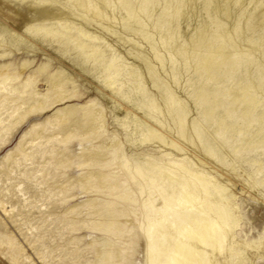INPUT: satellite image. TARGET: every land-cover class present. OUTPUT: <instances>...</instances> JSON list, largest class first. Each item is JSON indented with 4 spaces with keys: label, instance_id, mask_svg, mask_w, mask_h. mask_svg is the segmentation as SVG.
I'll use <instances>...</instances> for the list:
<instances>
[{
    "label": "bare ground",
    "instance_id": "bare-ground-1",
    "mask_svg": "<svg viewBox=\"0 0 264 264\" xmlns=\"http://www.w3.org/2000/svg\"><path fill=\"white\" fill-rule=\"evenodd\" d=\"M28 1L36 6L23 8L22 31L36 39L23 37L1 17L0 38L9 35L11 47L13 39L65 47L88 62L125 141L121 132L109 133L105 107L79 89L62 63L51 55L22 59L25 55L2 48L0 139L12 120L45 116L27 124L0 157L32 158L36 140L56 139L61 147L53 145L49 155L55 164L76 168L68 177L80 194L87 195L89 186L104 193L88 194L66 209L91 204L87 216L98 215L88 229L93 264H255L264 258V229L246 220L229 186L235 174L264 203V0ZM200 6L206 15L179 39V24ZM111 36L139 63L129 61ZM141 42L147 43L146 53ZM12 107L17 114L8 111ZM72 137L80 140L68 146ZM138 138L150 145L139 148ZM0 207L7 212L1 199ZM122 231L136 234L140 256L124 246L135 241L110 237Z\"/></svg>",
    "mask_w": 264,
    "mask_h": 264
},
{
    "label": "rangeland",
    "instance_id": "rangeland-1",
    "mask_svg": "<svg viewBox=\"0 0 264 264\" xmlns=\"http://www.w3.org/2000/svg\"><path fill=\"white\" fill-rule=\"evenodd\" d=\"M1 2L3 4H9V8L2 7L1 5L3 4ZM31 4L32 3H29L28 0H15L14 3H8V0H0V17L3 18L4 21L7 20L6 22L10 27L15 28L18 32L22 33L23 37L25 36L34 39L33 37H31V35H28V33L22 31L23 24L21 15L23 13L25 14V12L23 11L24 9L36 6L35 4ZM17 8L19 9V11ZM201 8L202 7L200 6V9L198 10L199 13L197 12L198 14H194L191 16V20L187 22L180 20L182 21V23L180 22L181 24H179L178 28V32L180 35L179 39H183L190 33H193L195 31V27L199 24L198 22L201 21L199 19L206 15L203 8ZM186 23L187 25H185ZM194 24L195 27L193 26ZM113 25H115V28L117 27V29H120V24L118 22L113 23ZM189 29L192 32H190ZM48 38L49 37H47V39ZM114 38H116L117 41L116 39L114 40ZM0 39V50L2 48H8L9 50L14 51V53L17 51V54L15 53L17 56L20 55L19 57H21V55H25L22 56V59L26 57H38V55L40 56L39 58H44L51 55L50 57H52L54 61L62 63L69 73H73L72 75L76 79L77 84L79 85V89H83V92L86 91L84 89H87L86 95L94 97L98 101V103L102 105V107H105H103V111L106 114L105 126L108 129L109 133L117 130L118 132H121L122 139L125 141V139L123 138L124 132H122V129L113 121V112L109 108V105H111V103L108 101L110 100V98L107 97L106 94L103 95L99 87L100 85L95 83V77L97 76V74L95 71L90 72V69L87 68L88 62L81 61L76 55H74L73 50H69L65 47L57 49L58 47L56 45L41 46L39 43L32 46H27L24 41H21L20 39H13L12 42H14L15 44V46L13 45V48L6 44V42L10 41L9 35L4 34V37H1ZM109 41L114 42V46L116 45L115 47H118L119 49H117L123 52V55L126 54L125 57L129 61H134L135 63L139 61L135 57L127 55V45H123V43L120 42L116 36H111ZM144 46L147 47V43L141 42L140 49L141 51L144 50L143 52L146 53L147 48H145ZM42 49L43 51L41 52ZM63 49L67 51L63 52ZM22 50L26 51L24 52ZM53 54H55V56ZM84 67L89 70L88 73H85ZM24 69L25 68H22V70ZM182 75L184 78L188 76L187 73L184 72ZM85 76L90 78L87 79V77ZM183 77L181 76L182 81L184 80ZM92 78L94 79V81H92ZM13 82L14 81H12V83ZM41 88L44 87L42 86ZM121 102L124 105L126 104V102L123 100H121ZM14 110L15 114H17L18 110L15 107L10 108V110L8 109V111ZM47 113L51 112L49 111ZM42 115L45 116L44 113L26 114L27 117H25L24 122H19L18 120L14 119L15 121L12 120L14 122L11 121L10 125H7V120H5L4 125H7L6 127L8 128L6 129L5 134H2L3 139H0V156L3 151H7V149L11 145L13 146L15 144V140L17 139L19 134L28 126H30H27V124L42 121L44 119V116ZM4 117L8 118V115L4 114ZM63 120L64 119L59 122L58 126H62L65 123V120L64 122ZM47 134L48 133H45L44 135ZM29 140L30 137H28V141ZM79 140L80 139L77 137H72L68 141L67 145L73 146ZM137 140L138 141H136V144L139 148H144L146 147L145 145H150L149 141H145L144 144L141 139L138 138ZM70 141L71 143H69ZM35 142L38 143L36 151L32 158L30 156L18 157V155H13L12 157L14 158H10L8 160L5 159L4 161L3 158L1 159L0 157V199L3 202V205L7 208V212H4L0 207V264H86L89 262H91L89 264H93V261L96 257V252L91 250L90 247L87 246V243L89 239V230L96 224L95 220H97L98 215L92 214L90 216H87L86 212H91L93 210L92 206H90L91 204L89 206L84 205L82 207H78L76 211H74L75 213L68 210L66 211V209L76 201L86 198L88 194L90 196H93L95 194H99L100 196L105 195L102 192L94 191L95 188H91L90 186L88 188L87 195L80 194L81 187L79 186V184L74 178L69 179V177L74 174V170L76 168L72 167L71 165L65 167V165L63 166L62 164H55V158L50 157L49 155V153L53 149V145L56 146L55 149L57 148V146L61 147V145H59L60 143H58L56 139L48 140L46 137H41ZM5 143L7 144L5 145ZM4 145L6 148L4 147ZM127 148H129V145H127ZM223 170L227 172L226 176H228L227 174H231L228 172L230 170L228 167H223ZM242 170L243 169H239L241 173H243L244 171ZM231 176H233L234 181L229 186H232L233 188H231L236 190V193H238L237 201L238 199L240 201V203L238 201V204H240L239 206L241 210H244L246 212V216L248 215L247 217L245 216L246 220L247 218H249L250 220L252 219L251 224L258 230L264 229V203L261 202L262 196H260L255 188L247 186V184L243 182L241 177L236 178L237 176H235V174H232ZM241 186L243 187L242 189ZM79 211H82V214H79ZM133 220L134 219L129 220V223H127L128 227ZM136 226L137 227L135 229L138 230V225ZM248 227V225L244 226V228L246 229H248ZM95 232L101 234L99 230ZM133 232L135 231H131V233ZM82 235H85V237L78 238ZM110 237L112 239H116L119 242L128 238L135 241L134 245L133 243H131L124 246L127 248L134 247V251L136 254L134 255L136 257L140 256L138 255V251H141V246L138 245L140 240H137L138 237L136 236V234H129V232L122 231L119 237H116L113 233L110 235ZM9 239H13V244L9 243ZM136 240L138 241L137 243ZM134 255L131 257V260H133ZM255 264H264V258H260V260L257 259V262Z\"/></svg>",
    "mask_w": 264,
    "mask_h": 264
}]
</instances>
